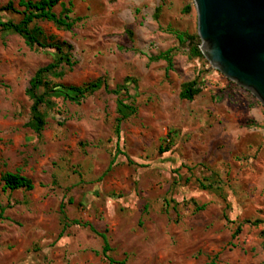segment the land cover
<instances>
[{
	"label": "rangeland",
	"instance_id": "obj_1",
	"mask_svg": "<svg viewBox=\"0 0 264 264\" xmlns=\"http://www.w3.org/2000/svg\"><path fill=\"white\" fill-rule=\"evenodd\" d=\"M60 1L82 21L70 32L36 22L72 47L74 63L40 90L56 103L42 108L40 138L25 127L26 90L59 55L0 31V176L19 171L34 184L10 191L0 181V264H108L102 234L116 263L264 264V107L177 42L171 31L197 34L193 1ZM18 2L0 0V21H20L2 10ZM171 48L170 70L149 60ZM99 79L80 104L64 100L68 87ZM193 80L200 93L180 100ZM118 101L136 110L119 137L117 109L129 110Z\"/></svg>",
	"mask_w": 264,
	"mask_h": 264
},
{
	"label": "trees",
	"instance_id": "obj_2",
	"mask_svg": "<svg viewBox=\"0 0 264 264\" xmlns=\"http://www.w3.org/2000/svg\"><path fill=\"white\" fill-rule=\"evenodd\" d=\"M57 6L60 7L61 11L59 14L54 12V8ZM18 7L21 8L20 11H17L13 8L11 3L2 9L5 11H12L21 16L19 22L15 23L13 21H0V31H12L18 36H20L24 44L29 48L38 47L40 49L50 48L54 49L59 55L58 59L54 62H51L43 67H40L36 70L34 75L29 81L28 89L26 90V96L32 102L30 107V116L25 124V127L33 132L38 138L41 137L42 132L46 126V115L42 111V108L52 109L56 107V103L50 98L47 97L46 93H41V89H46L49 87L47 82V77L54 74L61 66L65 65L68 67L73 66L71 62L70 51L72 47L66 42H54L53 38H48L45 36L44 31L41 27L36 25L37 21L48 22L54 25L57 30L70 32L72 28L82 21L80 17H72V5L62 3L60 0H19ZM189 8L186 7L184 12H188ZM158 12V10H156ZM175 36V39L179 44L188 43L189 51L188 58H199L205 59L201 49H200V39L198 35H188L186 33H180L176 31H171ZM130 38L132 33L128 32ZM47 41H50L49 43ZM174 49H168L167 51L160 53L154 57H149L150 61H164L167 64V68L172 67V53ZM102 80H95L89 83H86L79 87H68L67 91L63 93L64 100L69 101L74 104H80V102L87 96L92 94L95 89L99 88ZM104 83V82H103ZM64 88V87H61ZM104 90L111 92L114 95H118L122 89L116 88L113 91L108 90V85L104 84ZM200 93V86L197 80L190 81L184 84L181 88V91L178 95L180 100L191 102L195 96ZM118 104L130 111L128 115L124 114L121 108L117 109L118 118L116 119V135L119 137V125L125 120L129 115L135 114L136 110L129 106L124 105L122 101H118ZM0 181L3 183V190L10 191H32L34 189V184L31 179L27 178L20 174L19 171L15 172H6L0 176ZM204 206L196 207V211L203 210ZM63 205H60V214L63 216V219L66 220L64 216ZM3 210L0 211V216ZM73 224H78L76 221L72 222ZM68 225L64 224L63 230ZM61 232V234H62ZM240 232L238 228L232 238H235ZM263 245L264 250V230L262 231ZM61 236V235H60ZM103 241L102 247V256L108 261V264H123V262L116 263L108 256L110 252V247L105 235H100ZM208 264H215L214 261H211Z\"/></svg>",
	"mask_w": 264,
	"mask_h": 264
},
{
	"label": "water",
	"instance_id": "obj_3",
	"mask_svg": "<svg viewBox=\"0 0 264 264\" xmlns=\"http://www.w3.org/2000/svg\"><path fill=\"white\" fill-rule=\"evenodd\" d=\"M206 61L264 107V0H192Z\"/></svg>",
	"mask_w": 264,
	"mask_h": 264
},
{
	"label": "crops",
	"instance_id": "obj_4",
	"mask_svg": "<svg viewBox=\"0 0 264 264\" xmlns=\"http://www.w3.org/2000/svg\"><path fill=\"white\" fill-rule=\"evenodd\" d=\"M179 2H183V3H187V4H190V0H168V6H169V8H170V10H172L173 9V6H176ZM70 3V2H69ZM68 3V4H69ZM71 4V3H70ZM67 43V42H66ZM49 64V63H48ZM64 66V65H63ZM171 68H173V62H172V67ZM170 68V69H171ZM170 69H168V70H170ZM36 72V71H35ZM32 78V77H31ZM82 86V85H81ZM71 87V86H70ZM72 87H79V86H72ZM180 93V92H179ZM179 95V94H178ZM179 98V97H178ZM120 106V105H119ZM123 108V107H122ZM134 108V107H133ZM135 109V108H134ZM129 113H130V111H129ZM125 114V113H124ZM135 115V114H134ZM21 174V173H20ZM21 175H23V174H21ZM23 176H25V175H23ZM28 178V177H27Z\"/></svg>",
	"mask_w": 264,
	"mask_h": 264
}]
</instances>
